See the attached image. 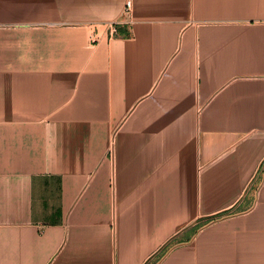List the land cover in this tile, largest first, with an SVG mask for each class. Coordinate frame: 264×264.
I'll return each mask as SVG.
<instances>
[{
  "label": "crops",
  "instance_id": "obj_1",
  "mask_svg": "<svg viewBox=\"0 0 264 264\" xmlns=\"http://www.w3.org/2000/svg\"><path fill=\"white\" fill-rule=\"evenodd\" d=\"M125 1L0 0V264H264V0Z\"/></svg>",
  "mask_w": 264,
  "mask_h": 264
},
{
  "label": "built area",
  "instance_id": "obj_2",
  "mask_svg": "<svg viewBox=\"0 0 264 264\" xmlns=\"http://www.w3.org/2000/svg\"><path fill=\"white\" fill-rule=\"evenodd\" d=\"M131 9H132V1L131 0H126L125 3H124L123 9L121 11V14L122 15H127V14L130 13ZM117 24L118 23H116V22L109 24V27H110L109 28V37L110 38H114L116 36L117 31H116L115 27H116ZM263 165H264V162H262V164L260 165L259 170L263 167Z\"/></svg>",
  "mask_w": 264,
  "mask_h": 264
},
{
  "label": "rangeland",
  "instance_id": "obj_3",
  "mask_svg": "<svg viewBox=\"0 0 264 264\" xmlns=\"http://www.w3.org/2000/svg\"><path fill=\"white\" fill-rule=\"evenodd\" d=\"M264 175V165L263 167L258 171L257 175H256V178L253 180L252 184L250 185V193H255L257 188H258V185H259V182H260V179L262 178V176ZM252 186V187H251Z\"/></svg>",
  "mask_w": 264,
  "mask_h": 264
}]
</instances>
